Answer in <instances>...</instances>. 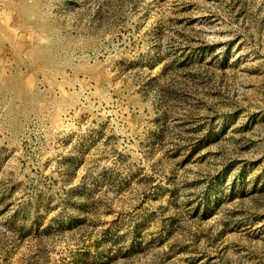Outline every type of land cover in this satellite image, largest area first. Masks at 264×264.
<instances>
[{
	"label": "rangeland",
	"instance_id": "374dc122",
	"mask_svg": "<svg viewBox=\"0 0 264 264\" xmlns=\"http://www.w3.org/2000/svg\"><path fill=\"white\" fill-rule=\"evenodd\" d=\"M0 11V264H264V0Z\"/></svg>",
	"mask_w": 264,
	"mask_h": 264
},
{
	"label": "crops",
	"instance_id": "0c3cea01",
	"mask_svg": "<svg viewBox=\"0 0 264 264\" xmlns=\"http://www.w3.org/2000/svg\"><path fill=\"white\" fill-rule=\"evenodd\" d=\"M21 3L16 4L17 13L20 11ZM26 7V3H23ZM14 10V9H13ZM14 11L6 16L0 11V57H3L5 44H19L21 42V27L19 16H14Z\"/></svg>",
	"mask_w": 264,
	"mask_h": 264
}]
</instances>
